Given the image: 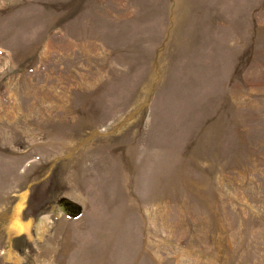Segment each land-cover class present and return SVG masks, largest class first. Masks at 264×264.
I'll return each instance as SVG.
<instances>
[{"label": "rangeland", "instance_id": "1", "mask_svg": "<svg viewBox=\"0 0 264 264\" xmlns=\"http://www.w3.org/2000/svg\"><path fill=\"white\" fill-rule=\"evenodd\" d=\"M0 264H264V0H0Z\"/></svg>", "mask_w": 264, "mask_h": 264}, {"label": "bare ground", "instance_id": "2", "mask_svg": "<svg viewBox=\"0 0 264 264\" xmlns=\"http://www.w3.org/2000/svg\"><path fill=\"white\" fill-rule=\"evenodd\" d=\"M14 228L18 232H23V231H26L27 232L28 225L27 224H24V223H21V222H16Z\"/></svg>", "mask_w": 264, "mask_h": 264}]
</instances>
